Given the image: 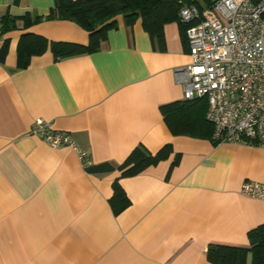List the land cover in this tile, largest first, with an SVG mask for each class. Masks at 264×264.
<instances>
[{
    "label": "crops",
    "instance_id": "crops-1",
    "mask_svg": "<svg viewBox=\"0 0 264 264\" xmlns=\"http://www.w3.org/2000/svg\"><path fill=\"white\" fill-rule=\"evenodd\" d=\"M53 0H0V16L46 15ZM0 35V264H214L212 244L249 247L264 228V202L244 196L245 181L264 183V146L216 144L199 104L166 123L160 106L182 101L174 69L190 62L177 17L151 37L140 17L123 15L99 48L66 57L50 42L86 44L88 32L42 19ZM47 47L20 66V36ZM36 119L66 131L86 152L52 148L31 132ZM171 152L131 175L120 166L143 145ZM175 162V163H174ZM118 181L129 204L110 203ZM252 251L244 264H252Z\"/></svg>",
    "mask_w": 264,
    "mask_h": 264
},
{
    "label": "built area",
    "instance_id": "built-area-1",
    "mask_svg": "<svg viewBox=\"0 0 264 264\" xmlns=\"http://www.w3.org/2000/svg\"><path fill=\"white\" fill-rule=\"evenodd\" d=\"M178 20L187 25L190 55L187 65L174 69L183 98L206 99L216 144L264 146V0H215L203 9L185 4ZM31 132L52 148L74 149L89 164L86 152L52 122L36 119ZM240 193L264 202V183L245 181Z\"/></svg>",
    "mask_w": 264,
    "mask_h": 264
},
{
    "label": "trees",
    "instance_id": "trees-1",
    "mask_svg": "<svg viewBox=\"0 0 264 264\" xmlns=\"http://www.w3.org/2000/svg\"><path fill=\"white\" fill-rule=\"evenodd\" d=\"M214 2L215 0H53V5L46 15L25 13L21 16H12L6 13L0 16V35L5 31L16 29L18 20L22 21L23 27H28L30 24L42 19L70 20L85 28L88 32V42L86 44L66 41L49 43L54 55L66 57L97 50L107 31L116 26V17L118 15H123L128 24H132L137 17H140L144 29L150 36L162 41L163 24L172 17H177L178 19L180 6L194 4L198 8L203 9L210 7ZM179 24L187 43L185 36L187 25L181 22ZM47 45V40L39 35L22 34L18 44L20 66L27 65L29 57L34 53L43 51ZM194 104L203 105L205 107L204 113H206L207 101L204 97L170 102L161 105L160 111L166 123L169 124L175 121L177 113L184 112L185 109L190 111ZM205 121L210 127L209 135L212 139V124L207 121L206 117ZM170 152V144L164 145L155 154L149 152L143 145H138L119 167L120 175L135 174L148 165L155 164L162 158L167 157ZM85 168L87 171L94 169L98 172H105L110 170L111 166L102 164L94 167L90 164H85ZM110 203L115 213L120 212L129 204V200L117 180L113 184V195L110 198ZM256 230L258 229H254L249 233V247L212 244L207 249V259L214 264H244L246 253L252 251V264H264V228L259 231Z\"/></svg>",
    "mask_w": 264,
    "mask_h": 264
}]
</instances>
